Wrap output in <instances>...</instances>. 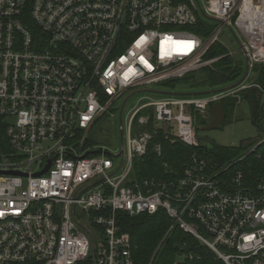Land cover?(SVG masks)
I'll list each match as a JSON object with an SVG mask.
<instances>
[{"label": "built area", "instance_id": "2783aa9c", "mask_svg": "<svg viewBox=\"0 0 264 264\" xmlns=\"http://www.w3.org/2000/svg\"><path fill=\"white\" fill-rule=\"evenodd\" d=\"M225 29L246 80L210 96H159L168 91L155 86L228 57L206 58ZM263 65L264 0H0V264H135L117 214L160 211L171 221L160 246L178 229L222 264H264V176L245 174L249 156L264 164V139L221 166L195 153L180 178L134 176L159 129L200 149L197 118L210 122L213 105L246 91L264 98L253 79ZM130 93L159 98L128 113L121 151L92 144Z\"/></svg>", "mask_w": 264, "mask_h": 264}, {"label": "trees", "instance_id": "16d2710c", "mask_svg": "<svg viewBox=\"0 0 264 264\" xmlns=\"http://www.w3.org/2000/svg\"><path fill=\"white\" fill-rule=\"evenodd\" d=\"M201 25H204L207 29L209 27L205 22H201ZM224 55V50L216 45L211 48L206 58L215 59ZM255 71L258 75L256 81L264 86V65L256 67ZM239 75L238 66L229 57H224L199 72L162 85L168 92H186L185 89L189 91L215 90L226 87L234 82ZM181 87L183 88L179 89ZM240 96L241 100L249 103L255 125L264 132V123L261 122L264 120L262 119L264 118L263 98L256 90L252 93L250 91L243 92ZM251 100H253L256 109V116L253 113ZM221 104L226 113L225 124L232 120L239 100L237 98H227L222 100ZM208 122L198 117L197 130H200V125H208ZM152 131L153 123L141 129V132ZM165 133L166 129H159L148 146L147 154L143 158L135 160L134 176L138 181L180 178L195 153L201 158L221 166L239 158L245 151L243 148L220 146H214L210 149L207 145L195 149L181 142L172 143L166 139ZM5 140V126L2 125L0 120V141ZM157 146H161V155L156 152ZM263 148L264 146L261 149ZM165 165L168 168H165ZM245 174L251 179L264 176V164L256 155L247 158ZM117 223L122 232L131 236L135 264H222L208 248L200 244L194 237L178 229L172 232L167 241L160 246L171 225V221L163 211L155 216L142 215L136 217H130L120 212L117 214ZM185 255L192 256L193 259H185Z\"/></svg>", "mask_w": 264, "mask_h": 264}, {"label": "rangeland", "instance_id": "374dc122", "mask_svg": "<svg viewBox=\"0 0 264 264\" xmlns=\"http://www.w3.org/2000/svg\"><path fill=\"white\" fill-rule=\"evenodd\" d=\"M212 30L214 28H217V23L211 22L209 23L208 30ZM218 47H220L225 52V56H228L236 66H238L240 70L239 77L234 81L231 82L226 87L236 83L239 81L245 72V59L240 54V47L235 39V37L232 35V33L225 29L223 33L220 36V42L217 44ZM233 54V55H230ZM217 66V64H216ZM258 76V75H257ZM256 77V76H255ZM253 77V79L256 80V78ZM183 87L179 88L182 89ZM154 89H158L160 91H164L163 85H157L154 87ZM186 92H194V90H187ZM197 91H207V90H197ZM129 97V98H128ZM147 98H159V96L154 94H148V93H138L132 95L126 94L122 99H120L115 106L113 107V110L110 112L113 114V116L109 115L104 118H102L97 125L93 128V130L89 134V141L99 147H105L109 151L118 153L122 149L123 143H127V135L126 132L121 136V127L119 124V117L121 112L122 104L126 99L127 102L125 103V106L123 108V124L126 129L127 126V115L128 113L138 104V106L145 104L148 99ZM264 105V98L262 100ZM264 119V118H262ZM262 120L261 122H263ZM210 123V122H209ZM208 123V124H209ZM205 125L199 126L198 135L199 136H206L210 138L213 142V144H206L208 148L212 149L214 146H220L225 148H243L246 151L243 152H249L253 146L258 144L262 139H264V132L260 127L255 125L254 119L252 116V112L250 109V105L247 101L241 100V102L238 104L234 115L232 117V120L230 122H227L223 124L219 129L212 130V131H203V127Z\"/></svg>", "mask_w": 264, "mask_h": 264}, {"label": "water", "instance_id": "95a60500", "mask_svg": "<svg viewBox=\"0 0 264 264\" xmlns=\"http://www.w3.org/2000/svg\"><path fill=\"white\" fill-rule=\"evenodd\" d=\"M248 73H249V69L247 68L244 75L242 76V78L239 81H237L236 83H234L228 87L221 88V89L207 90V91H194V92H161V93H159V95L171 96V97H180V98H191V97H204V96L219 94V93H223V92L228 91V90H233V89L237 88L238 86H240L246 80ZM251 93H252V91H251ZM251 103H252V107H253V113L256 116V109H255L253 100H251ZM210 113H211V121L208 125H206L202 128L203 131L217 130L224 124V122L226 120V113H225L224 108H223L221 103H216L215 105H213ZM119 124H120V127L123 126V110L120 113ZM120 132H121V136H123V131L121 130ZM198 139L203 143L211 144V145L213 144L212 140L206 136H199ZM49 167H50V164L46 168L45 172L48 170Z\"/></svg>", "mask_w": 264, "mask_h": 264}]
</instances>
